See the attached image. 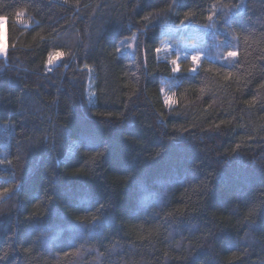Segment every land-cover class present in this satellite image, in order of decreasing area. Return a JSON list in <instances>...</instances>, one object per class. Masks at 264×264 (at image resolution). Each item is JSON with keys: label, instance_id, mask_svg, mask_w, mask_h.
<instances>
[{"label": "trees", "instance_id": "obj_1", "mask_svg": "<svg viewBox=\"0 0 264 264\" xmlns=\"http://www.w3.org/2000/svg\"><path fill=\"white\" fill-rule=\"evenodd\" d=\"M0 17V264H264V208L240 223L264 201V0H0ZM193 26L208 48L173 71L156 49ZM53 51L72 55L47 72Z\"/></svg>", "mask_w": 264, "mask_h": 264}, {"label": "snow or ice", "instance_id": "obj_2", "mask_svg": "<svg viewBox=\"0 0 264 264\" xmlns=\"http://www.w3.org/2000/svg\"><path fill=\"white\" fill-rule=\"evenodd\" d=\"M16 15H17V18L19 19L23 15V10L18 12ZM208 18L212 19V16H209ZM143 19L145 21H148L149 17L145 16V17H143ZM0 21H2L4 23V18L0 17ZM121 43H123V41H121ZM156 51L159 52L160 49L157 48ZM0 54H3L6 56L8 53H7V50L5 48H2V49H0ZM62 55L71 56L72 54L71 53H61L59 51H53V52H50L48 54L46 61H44V64L47 66L46 67L47 72H52L53 68L51 66L54 64V61H59ZM227 55H228V57H237L238 53L236 51H229L227 53ZM262 58H264V57H262ZM191 59L194 63H196V62H199L200 57L198 55H194V56H192ZM172 64L174 65V67L172 69L173 71H179L180 70L179 66H176L175 60L172 61ZM63 66H66V65H63ZM85 67H90V66L85 64ZM193 71H195V69H193ZM262 71H264V70H262ZM260 87L264 88V84H261ZM166 102L171 104V103H173V100L171 97H168ZM24 110H27V109H24ZM97 115H103V114L97 113ZM108 115H112V114L109 113ZM222 123H224V122L222 121ZM56 135H59V133H50L47 129H45L39 135H37V133L34 132L31 136H26L25 139L28 141V146L31 147V146H34L37 142L43 144V143L47 142L50 138L53 139V141H54V138ZM249 138L251 139L253 137H249ZM241 139H244V138L242 137ZM261 139H264V137H261ZM236 148L239 149L240 145L237 144ZM22 149H23V142H19V146L17 148V153H18L17 159L18 160L22 158ZM95 152H96L97 157H102L103 153L99 149L95 150ZM92 160H93V163H95L96 157H93ZM0 163H4V162L0 161ZM8 163H11V162L9 161ZM80 172H81V170L77 169L74 174H79ZM13 175H14V173H13ZM209 175H211V173ZM206 186L207 185L205 184V187ZM5 191L7 192L8 190L6 189ZM261 208H264V201H261L260 204L251 205L249 207L247 213L245 214L244 219L240 222L241 226L247 225V231L245 232L246 237L254 232V226L257 223L256 218L258 217L259 210ZM98 211H100V212L104 211V205L103 204L99 205ZM169 215H171V214H169ZM93 220L96 221L94 226L99 227L100 224L98 222V218L93 217ZM212 235H213L212 229L208 228L206 235L203 237L205 242H207V238L211 237ZM177 247H179V244H177ZM26 251H30V249L26 250ZM6 257H7V253H5L4 256H0V260L6 259ZM233 258H240V257H233ZM233 258H230L229 264H231V259H233Z\"/></svg>", "mask_w": 264, "mask_h": 264}, {"label": "rangeland", "instance_id": "obj_3", "mask_svg": "<svg viewBox=\"0 0 264 264\" xmlns=\"http://www.w3.org/2000/svg\"><path fill=\"white\" fill-rule=\"evenodd\" d=\"M4 18V23H3V48H5L7 50V42H6V21L7 19L5 17ZM190 32H192V34H194L195 38L191 41H184L181 39H178L176 41L173 42H165L161 47H160V53L164 56H168L170 55L172 58V61L175 60L176 64L178 62V60L180 58L185 57L186 55H188L190 52H187V49H190L191 52L193 50H197L198 52H200V55H198L199 57H201L202 55H204V52L206 51V49L208 48V46L206 44H198V41L196 38L201 37L202 40H205L206 35L208 36L209 33V28L204 27L203 31H199L198 27L193 26L192 28L189 29ZM137 38H138V33H135L132 37L131 40L128 44V50H132L134 51L136 49V43H137ZM121 47H125V44L123 45L122 43H120ZM228 52L224 53V57L228 56L227 55ZM4 56L3 54H0V57ZM56 61H54L55 63ZM197 65L195 63L193 69H196ZM164 94H165V100L167 101L168 97L172 98V92L169 88H165V90H163Z\"/></svg>", "mask_w": 264, "mask_h": 264}, {"label": "clouds", "instance_id": "obj_4", "mask_svg": "<svg viewBox=\"0 0 264 264\" xmlns=\"http://www.w3.org/2000/svg\"><path fill=\"white\" fill-rule=\"evenodd\" d=\"M3 22L0 21V49L3 48Z\"/></svg>", "mask_w": 264, "mask_h": 264}]
</instances>
